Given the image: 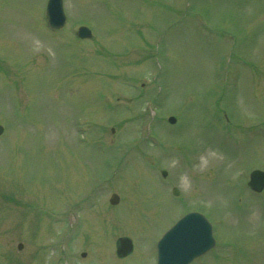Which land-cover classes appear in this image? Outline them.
<instances>
[{
  "label": "rangeland",
  "instance_id": "obj_1",
  "mask_svg": "<svg viewBox=\"0 0 264 264\" xmlns=\"http://www.w3.org/2000/svg\"><path fill=\"white\" fill-rule=\"evenodd\" d=\"M102 1L66 0L59 36L41 19L43 0H0V203L18 194L28 213L17 207L19 218L11 217L0 204V264H48L57 238L66 254L56 258L68 264H153L155 241L192 209L211 220L217 245L190 264H264V193L252 195L244 183L251 168L264 169V0ZM80 20L95 36L81 42L90 53L83 70L74 50L83 45L67 29ZM201 21L233 37L226 92L214 79L225 42L217 31L201 35ZM102 46L116 56L100 57ZM5 75L17 87L22 79V94L3 86ZM154 79L163 89L152 121L161 142L146 134L149 143L139 137ZM105 88L118 97L117 109L105 111ZM213 105L231 114L239 149L220 139ZM75 117L91 123L93 142L108 145L80 143ZM120 153V170L108 176L105 156ZM115 191L119 202L109 205ZM41 206L76 208L82 223L70 233L61 214L59 225H47ZM121 235L134 245L124 258L114 252Z\"/></svg>",
  "mask_w": 264,
  "mask_h": 264
},
{
  "label": "water",
  "instance_id": "obj_2",
  "mask_svg": "<svg viewBox=\"0 0 264 264\" xmlns=\"http://www.w3.org/2000/svg\"><path fill=\"white\" fill-rule=\"evenodd\" d=\"M249 184L252 187L260 190L264 185V171H252L250 174ZM176 192L177 191L175 190V193ZM117 199V196H112L110 201L112 203H115ZM183 219L185 220V222L181 225V229L176 230V233L171 236L172 241L169 243L170 247H165L164 244L159 243L161 257L160 259H162L164 255L169 256V259L165 264H175V261H178V264H184L191 258V256L203 252L210 245L206 243L207 238L205 232H207V227L201 215L196 213H189L185 215ZM192 225L197 226L195 230L192 231V233L190 232L191 236H187V233L190 229H186ZM118 242V254H126L127 251H129L131 248V241L128 238H119Z\"/></svg>",
  "mask_w": 264,
  "mask_h": 264
}]
</instances>
